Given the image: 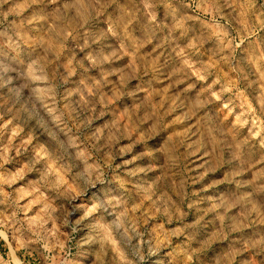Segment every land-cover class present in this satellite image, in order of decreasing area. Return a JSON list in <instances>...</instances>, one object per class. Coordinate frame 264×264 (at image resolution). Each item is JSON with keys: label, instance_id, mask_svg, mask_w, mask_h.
<instances>
[{"label": "clouds", "instance_id": "1", "mask_svg": "<svg viewBox=\"0 0 264 264\" xmlns=\"http://www.w3.org/2000/svg\"><path fill=\"white\" fill-rule=\"evenodd\" d=\"M0 264H264V0H0Z\"/></svg>", "mask_w": 264, "mask_h": 264}]
</instances>
